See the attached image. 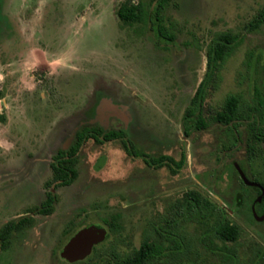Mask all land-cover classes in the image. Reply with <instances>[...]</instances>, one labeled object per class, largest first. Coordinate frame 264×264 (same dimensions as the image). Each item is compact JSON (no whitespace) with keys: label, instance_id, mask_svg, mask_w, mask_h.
I'll return each mask as SVG.
<instances>
[{"label":"rangeland","instance_id":"rangeland-1","mask_svg":"<svg viewBox=\"0 0 264 264\" xmlns=\"http://www.w3.org/2000/svg\"><path fill=\"white\" fill-rule=\"evenodd\" d=\"M123 1L0 0V228L23 215L33 219L0 246V264H90L61 257L76 229L118 217L121 232L101 249L126 251L185 191H204L229 210L244 190L235 165L248 167L246 127L231 147L232 134L211 115L231 93L248 101L257 91L264 95V0H171L166 16L179 28L174 43L150 24L123 23ZM225 30L245 39L209 90L208 128L186 136L183 117L205 76L208 44ZM111 113L124 118L143 153L180 159L186 151L183 168L174 174L130 155L120 141L88 140L73 164L74 181L54 185L52 157L74 132ZM262 149L250 166L260 175L264 142ZM50 189L57 195L53 210L38 213ZM242 228L238 244H264V223L246 215Z\"/></svg>","mask_w":264,"mask_h":264},{"label":"trees","instance_id":"trees-1","mask_svg":"<svg viewBox=\"0 0 264 264\" xmlns=\"http://www.w3.org/2000/svg\"><path fill=\"white\" fill-rule=\"evenodd\" d=\"M170 1L150 0L145 3L143 0L138 2L124 0L119 5L117 14L127 25L150 24V28L154 30L158 38L174 43L177 41L179 28L173 19L166 16ZM262 21L263 18H258L252 26H258ZM244 39V35L225 30L217 32L208 44L205 76L183 117V133L186 136H190L194 131L208 128L210 121L204 116V103L209 90L217 87L221 71L242 45ZM211 119L213 122L227 126L228 132L233 136L231 147L236 146L239 127L244 125L247 130L249 157L257 158L263 155L264 95L262 93L257 91L252 101L245 99L242 94H229L221 108L211 115ZM91 137L98 143L120 140L130 155L142 157L148 165L153 167L167 166L174 174L178 173L186 163V151L181 152L178 161L171 155L150 156L136 149L124 130L105 131L100 126H84L77 132L69 157L55 165L57 171L62 172L64 183L68 184L75 178L77 171L73 168L74 156ZM257 180L264 186L263 180ZM258 199L264 205V191L259 190ZM42 206V208L37 207L36 211L52 212L53 198L44 202ZM32 221L31 217H22L0 228L1 248H6L14 233L22 232ZM106 225L109 230L107 238L95 245L91 255L85 258L90 264H183L186 261L205 260L206 248L224 254L221 260L227 261V264L254 263L253 260L245 262L230 256V250L224 246L228 243H237L242 234V228L226 220L219 204L199 189L185 191L169 205L164 213H160L157 219L150 222L138 247L123 251L112 244L101 249L108 239L122 230L118 217L106 220ZM190 225L194 226L193 232L189 231ZM76 231L77 229L72 233ZM94 258L97 261L92 263Z\"/></svg>","mask_w":264,"mask_h":264},{"label":"flooded vegetation","instance_id":"flooded-vegetation-1","mask_svg":"<svg viewBox=\"0 0 264 264\" xmlns=\"http://www.w3.org/2000/svg\"><path fill=\"white\" fill-rule=\"evenodd\" d=\"M91 126H100L105 131L114 130V129L124 130L127 133L128 137L130 138V135L128 133L127 124H126L124 118L119 113L108 114L105 120H103V121L100 120L99 125L94 124ZM78 131L79 130H77L76 132H74L71 135V137L68 141L69 143L67 145H63L58 150V152L52 157V161L49 163V170L51 172H53V174H54L53 179H52L53 184L57 185L59 187L70 185L77 176V174H76V176L72 180V182L66 184L63 182L62 172L59 173L57 171V168L55 167V165H57L58 162L63 161L69 157L68 154L72 151V146L74 145V143L76 141ZM89 140H93V141L97 142L95 140V138H93V137H91ZM112 141H120V140H112ZM112 141H105V142H112ZM245 141H246V154H247V160H248V167H245L242 164H236L235 165L236 171H237L238 176H239V181L242 185V188H244V190H243V192L236 194L235 201H234L235 206L233 207V209L228 210V209H226L225 206H223L222 204H220L219 202L216 201L219 204V206L221 207V209L223 210V215L226 218V220H229L231 222V224L241 226V228H242V222L245 219L246 215H248L249 217H251V219H253L257 222L264 223V205L261 204V200L258 199L259 190L264 191V186L261 184L260 181L257 180V179H259V180L264 181V174H261V175L257 174L256 171H252L250 169V166L258 157L257 158H255V157L250 158L249 157L248 148H247L248 147L247 146V138L245 139ZM105 142H103V143H105ZM81 148H80V150H81ZM80 150L75 154L74 159H73L74 162L77 161V157H78ZM171 156H173L177 161L179 160L174 155H171ZM186 161H187V159H186ZM161 167H164V166H161ZM165 167H167V166H165ZM250 170H251V172H250ZM59 174H60V177H59ZM27 175H26V178L21 181L22 182L21 184L25 183L23 187H25L26 184L29 182L28 181L29 179L26 180L28 178ZM243 175L247 178L248 181L244 179ZM49 183H50V181H48L47 184H49ZM50 198H53V204L56 203L57 195L54 193V189L49 190V192L46 195L44 202L48 201ZM247 200H249L251 204H250L249 210L245 211L244 208H245V204H246ZM43 203H42V205H43ZM42 205L39 208H42L43 207ZM29 212H31V211H29ZM38 213H42V212L39 211ZM42 214H46V213H42ZM29 216L30 215L27 214V215L21 216V218L22 217H29ZM242 232H243V228H242ZM217 247H220V246H217ZM224 247L230 250V252H231L230 256H232L234 258H239L245 262L253 260L254 263H252V264L264 263V244H251V245H249V244L228 243ZM206 251H207V253L205 254L206 259L203 261V264H227V261L221 260V259H223L222 257L224 254H220V253L216 252L215 250H211V249L209 250L208 248H206ZM193 257H194V254H193ZM83 261L88 262L85 259L77 261V262H83ZM197 262H200V261L199 260L198 261H194V260L186 261V262H183V264H185V263H197ZM69 263H75V262H69ZM176 264H178V263H176Z\"/></svg>","mask_w":264,"mask_h":264},{"label":"water","instance_id":"water-1","mask_svg":"<svg viewBox=\"0 0 264 264\" xmlns=\"http://www.w3.org/2000/svg\"><path fill=\"white\" fill-rule=\"evenodd\" d=\"M243 177L247 180L244 175ZM108 233V228L103 224H90L80 228L69 237L62 247L61 257L68 262L84 260L91 255L95 245L107 238Z\"/></svg>","mask_w":264,"mask_h":264}]
</instances>
